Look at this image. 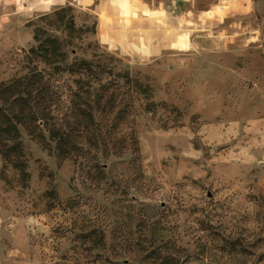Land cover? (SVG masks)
I'll return each mask as SVG.
<instances>
[{
  "label": "rangeland",
  "instance_id": "374dc122",
  "mask_svg": "<svg viewBox=\"0 0 264 264\" xmlns=\"http://www.w3.org/2000/svg\"><path fill=\"white\" fill-rule=\"evenodd\" d=\"M16 117L0 264H264V0H0V138Z\"/></svg>",
  "mask_w": 264,
  "mask_h": 264
},
{
  "label": "trees",
  "instance_id": "16d2710c",
  "mask_svg": "<svg viewBox=\"0 0 264 264\" xmlns=\"http://www.w3.org/2000/svg\"><path fill=\"white\" fill-rule=\"evenodd\" d=\"M105 69H107V68H105ZM111 69L108 68L107 69L108 72H105V70H103V69L96 68L92 62L81 60L78 64H76V63L71 64L67 68V72L70 74L75 73V74L81 75L85 79H88V80L90 79V80L95 81L99 75L102 76V74H104V73L109 74V71H111ZM125 75L127 76V74H125ZM135 83L137 84L136 81H135ZM93 91L94 90L92 89V87L88 85V89H87L86 93L87 94L93 93ZM110 101H111V99L108 100V102H110ZM104 105L106 107V103ZM95 107L96 108L99 107V102L96 103L94 101H91V102H88L86 104V108L88 110L87 117H88L89 122H92V120H93L94 115L92 114V111H94L93 109H95ZM33 118H34L35 122H40L44 126L47 127V131L49 133V138L54 145L53 150H54L56 158H58V159H64V158H69V157L78 158L81 150L75 144L68 145L66 143V133L63 130L62 118H57L55 116H51L49 113H34ZM15 119H17V120H15L14 124L12 125V129L14 130V136H8V135L5 136L4 135L3 137L0 138L4 143L3 144L4 146L7 142L15 140V138L18 136V130H17L18 126L22 127L24 130H26L24 123H22L21 120L18 119V117H16ZM76 125L77 124H75L74 128H76ZM133 141L135 142V140H133V138H132V144L134 143ZM133 151L135 152L136 149L134 148Z\"/></svg>",
  "mask_w": 264,
  "mask_h": 264
},
{
  "label": "clouds",
  "instance_id": "9594fccd",
  "mask_svg": "<svg viewBox=\"0 0 264 264\" xmlns=\"http://www.w3.org/2000/svg\"><path fill=\"white\" fill-rule=\"evenodd\" d=\"M16 2L18 3V2H19V0H16Z\"/></svg>",
  "mask_w": 264,
  "mask_h": 264
}]
</instances>
